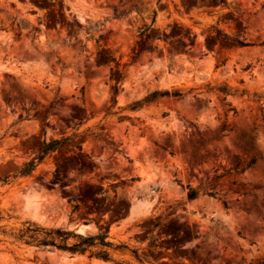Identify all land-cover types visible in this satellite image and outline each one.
<instances>
[{"label":"rangeland","instance_id":"374dc122","mask_svg":"<svg viewBox=\"0 0 264 264\" xmlns=\"http://www.w3.org/2000/svg\"><path fill=\"white\" fill-rule=\"evenodd\" d=\"M27 223L105 233L109 259ZM262 260L264 0H0V264Z\"/></svg>","mask_w":264,"mask_h":264},{"label":"trees","instance_id":"16d2710c","mask_svg":"<svg viewBox=\"0 0 264 264\" xmlns=\"http://www.w3.org/2000/svg\"><path fill=\"white\" fill-rule=\"evenodd\" d=\"M239 45H248L247 43H242L241 41H236ZM112 78V77H110ZM216 91L228 95L230 93V89L226 86L220 87H213ZM113 95H112V105L116 104L115 95L118 92V86L113 85ZM245 94V91L242 90L240 95ZM184 93L179 89H172V90H155L148 95H146L141 101L134 102L131 106V110H136L142 104L153 102L161 97H182ZM255 97H260L259 95H253ZM53 103L50 104L52 106ZM125 116H119V119H123ZM63 140L52 139L48 142H43L41 147L38 149L36 156L33 157L31 160L22 164V166L17 170L19 175H27L29 174L36 165L44 158V156L54 151ZM255 163V158L252 157L249 162L242 168V171L246 168L251 167ZM198 191L196 189H189L187 193V197L192 199L196 197ZM208 195H211L208 193ZM70 236L77 237V241L68 244L67 240ZM15 239L21 241L25 244H32L35 246H51L57 249L66 250L69 252H77V253H85L88 251L90 255H94L95 257L108 260L109 254L106 248L112 246V242L106 240V234L98 232L94 236L83 237L80 234H74L67 230H62L59 228L55 229H46L39 226H35L31 223H27L26 226L18 230V233L14 235ZM97 250H91L92 247H97ZM118 247H124V245H119ZM256 264H264V260L258 261Z\"/></svg>","mask_w":264,"mask_h":264},{"label":"water","instance_id":"95a60500","mask_svg":"<svg viewBox=\"0 0 264 264\" xmlns=\"http://www.w3.org/2000/svg\"><path fill=\"white\" fill-rule=\"evenodd\" d=\"M77 229H78V230H80V231H81V230H83V229H82V226H81V227H79V226H78V228H77Z\"/></svg>","mask_w":264,"mask_h":264}]
</instances>
